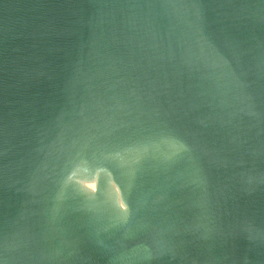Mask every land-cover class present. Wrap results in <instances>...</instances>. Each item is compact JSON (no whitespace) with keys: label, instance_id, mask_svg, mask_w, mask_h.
I'll list each match as a JSON object with an SVG mask.
<instances>
[{"label":"water","instance_id":"1","mask_svg":"<svg viewBox=\"0 0 264 264\" xmlns=\"http://www.w3.org/2000/svg\"><path fill=\"white\" fill-rule=\"evenodd\" d=\"M0 264H264V0H0Z\"/></svg>","mask_w":264,"mask_h":264}]
</instances>
